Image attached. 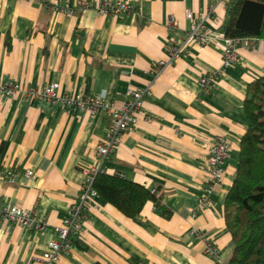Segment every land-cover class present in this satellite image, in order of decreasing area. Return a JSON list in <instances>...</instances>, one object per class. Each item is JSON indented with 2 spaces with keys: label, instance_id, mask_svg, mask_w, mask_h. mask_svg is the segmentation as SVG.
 Returning <instances> with one entry per match:
<instances>
[{
  "label": "crops",
  "instance_id": "crops-1",
  "mask_svg": "<svg viewBox=\"0 0 264 264\" xmlns=\"http://www.w3.org/2000/svg\"><path fill=\"white\" fill-rule=\"evenodd\" d=\"M55 0H0V78L44 87L51 82L71 94L98 95L116 107L133 88H148L133 127L101 165L109 174L159 188L168 217L147 202L136 218L123 214L98 194L83 219L81 247H66L58 264H212L207 244L223 262L232 250L224 220V200L232 184L247 120V86L264 75V39L236 48L237 61L223 66L222 42L199 46L167 65L153 66L197 16L212 8L207 28L221 32L224 0H110L132 9L98 15L93 9L66 14ZM74 8L78 0H56ZM93 2L96 0H84ZM175 22L169 26V20ZM221 74L210 93L201 76ZM110 117L103 111L66 109L37 99L0 100V203L32 211L47 225L32 230L0 214V264H43L42 253L57 238L85 173L98 162L97 146ZM217 136L230 144L211 204L198 208L205 184L208 145ZM31 171L30 177L26 172Z\"/></svg>",
  "mask_w": 264,
  "mask_h": 264
},
{
  "label": "built area",
  "instance_id": "built-area-1",
  "mask_svg": "<svg viewBox=\"0 0 264 264\" xmlns=\"http://www.w3.org/2000/svg\"><path fill=\"white\" fill-rule=\"evenodd\" d=\"M228 3V0H224ZM54 10H60L66 14H80L86 9H93L98 15H117L124 14L132 9V5L124 1L96 0L86 2L78 0L74 8L67 4H60L53 1L50 5ZM187 17L191 19L189 27L184 33L175 39L166 51L165 58L159 60L153 66V73L158 76L161 71L171 64L177 57L188 52V46L196 43L199 46L211 44L217 39L222 42V64L229 66L237 61L236 48L239 45H250L252 39H232L225 37L222 32H213L209 30L205 21L212 17V8L197 16H192L189 12ZM169 26H174L175 22L171 19ZM220 70H211L200 77L199 84L202 91L210 93L219 76ZM151 96V90L148 88H133L125 93V102L122 106L116 107L107 99L98 95H71L58 90L57 84L49 83L44 87H33L24 85L11 79L0 78V100L14 99L23 97L25 99H37L49 104H59L66 109L87 111L94 114L98 111L107 113L110 122L106 129V135L101 144L97 146L98 162L95 166L89 167L84 171L85 181L69 207L68 214L62 220L60 226L56 227L57 238L48 242L46 250L41 255L43 264H58L63 250L70 246L69 234L81 237L83 233V219L86 217L89 209L93 205L94 197L97 193L92 189V181L98 172H102V163L114 153L119 145V140L123 132L133 127L137 120V115L141 113L145 97ZM230 155V144L223 136H217L215 141L208 145V154L205 172V184L199 197L198 208H203L211 204L210 194L212 186L222 180L225 172V163ZM2 177L12 178L13 172L10 170L0 174ZM31 171L26 172L30 177ZM0 214L4 219L19 224L32 230H41L47 223L44 220L37 219L36 216L27 209L19 205H4L0 203ZM206 254L211 258L212 264H225L220 258L218 249L207 244Z\"/></svg>",
  "mask_w": 264,
  "mask_h": 264
},
{
  "label": "trees",
  "instance_id": "trees-1",
  "mask_svg": "<svg viewBox=\"0 0 264 264\" xmlns=\"http://www.w3.org/2000/svg\"><path fill=\"white\" fill-rule=\"evenodd\" d=\"M221 32L232 39H264V0H228ZM243 109L247 126L223 206L232 244L225 264H264V75L248 84ZM92 189L131 218H136L147 202L163 216L170 214L161 204L159 188L148 189L119 175L98 172ZM69 243L82 246L72 233Z\"/></svg>",
  "mask_w": 264,
  "mask_h": 264
}]
</instances>
